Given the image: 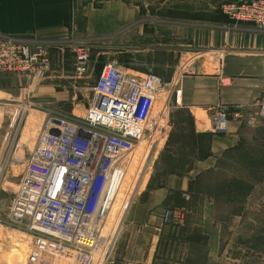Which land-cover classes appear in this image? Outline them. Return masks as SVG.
I'll use <instances>...</instances> for the list:
<instances>
[{
    "label": "rangeland",
    "instance_id": "rangeland-1",
    "mask_svg": "<svg viewBox=\"0 0 264 264\" xmlns=\"http://www.w3.org/2000/svg\"><path fill=\"white\" fill-rule=\"evenodd\" d=\"M227 1L222 0V3ZM185 7L178 0L174 5L166 0H142L141 18L137 22L142 32L136 44L145 49L151 43L161 47L166 36L177 33L178 37L182 29L192 34L204 30V22L200 25L184 19L188 16ZM76 40L87 44L97 65L104 60L119 61L118 56L123 55V46L117 44V34L97 40L79 37ZM54 52L52 73L44 77L37 78L35 73L29 76L0 73V264H26L32 248L31 234L9 225L7 218L24 173L25 160L47 111L54 109L83 116L92 96L87 87L94 84L96 73L90 78L80 77L75 72V58L70 49H65L61 59H58L61 54ZM202 54H194L182 62L185 64ZM142 55L144 58L148 54ZM213 56L217 55L208 54L207 62ZM176 110L171 111V122ZM242 125L238 145L224 154L215 169L191 182L184 198L187 211L169 208L174 217L171 223L165 224L171 228L162 231L158 239L153 238V233L136 238L126 229L134 202L165 143L154 136L141 141L138 147L145 143V150L134 165L133 184L143 170L144 180L137 193L126 197L130 201L123 204L125 214L118 229L114 228L116 222L109 224L105 234L107 242L92 251L88 264H264V118L258 116L255 124ZM156 138L161 141L157 150L152 148ZM150 145L151 152L148 151ZM138 147L127 158L124 176L130 172ZM125 180L112 196L110 208L118 193L122 194ZM129 182L132 183V179L129 178ZM127 255L132 256L130 261L124 260ZM60 264L70 263L63 259Z\"/></svg>",
    "mask_w": 264,
    "mask_h": 264
},
{
    "label": "built area",
    "instance_id": "built-area-1",
    "mask_svg": "<svg viewBox=\"0 0 264 264\" xmlns=\"http://www.w3.org/2000/svg\"><path fill=\"white\" fill-rule=\"evenodd\" d=\"M220 9L236 23L264 30V0H229ZM66 48L74 54L80 77L97 76L87 87L92 96L85 114L49 109L25 160L7 223L32 236L26 264H60L63 259L88 264L127 158L147 136L166 141L172 129L175 83L153 70L131 72L117 60L104 61L96 72L89 47L74 38L40 43L0 33V73L44 77L52 73L54 50L61 59ZM254 107L209 105L211 131L228 132L232 120L255 124L258 116L264 118V97ZM163 217L171 223L173 211L167 209Z\"/></svg>",
    "mask_w": 264,
    "mask_h": 264
},
{
    "label": "crops",
    "instance_id": "crops-1",
    "mask_svg": "<svg viewBox=\"0 0 264 264\" xmlns=\"http://www.w3.org/2000/svg\"><path fill=\"white\" fill-rule=\"evenodd\" d=\"M141 1L0 0V33L3 37L40 43H62L77 37L97 40L117 34V44L123 46V51L120 48L123 55H119L118 60L125 69L134 73L153 70L165 82L175 83L174 109L177 110L172 117L171 133L134 202L126 226L136 238L153 233V238L158 239L162 231L171 228L164 222L165 211L169 208L187 211L184 198L191 182L215 169L224 154L238 145L243 132V125L232 120L228 132L213 133L207 107L221 103L255 109V102L264 97V30L224 16L220 9L222 0H178L186 6L188 16L184 19L200 25L204 22V30L192 34L182 29L178 37L177 33L166 36L161 47L151 43L145 49L136 44L142 32L137 25L141 18ZM166 1L175 3V0ZM141 53L148 55L143 58ZM198 53L203 54L183 64L184 59ZM208 54L217 56L210 57L207 62ZM104 61L96 65V72ZM177 116L181 118L178 120ZM160 144V140H155L152 148L157 150ZM138 149L130 172L126 174L123 192L118 193L96 239L95 251L107 242L105 234L109 224L116 222L114 228L118 229L125 214L123 204L137 193L144 180L143 170L133 184L134 165L145 150V143ZM111 242L109 240V244ZM131 257L127 255L124 260L130 261Z\"/></svg>",
    "mask_w": 264,
    "mask_h": 264
},
{
    "label": "bare ground",
    "instance_id": "bare-ground-1",
    "mask_svg": "<svg viewBox=\"0 0 264 264\" xmlns=\"http://www.w3.org/2000/svg\"><path fill=\"white\" fill-rule=\"evenodd\" d=\"M33 114H34V115L36 114L35 111H33ZM29 115L32 116V113H30ZM36 117H37V115H36ZM42 119H43V115H42ZM126 174H127V173H126ZM125 178H126V175L124 176L123 180L121 181L119 187H121V184H122V182L125 180ZM86 194H87V193H86ZM106 217H107V216H106ZM105 221H106V218H105V220H104V222H103V226H104ZM103 228H104V227H103ZM101 230H102V229H101ZM97 237H98V236H97ZM93 245H94V244H93Z\"/></svg>",
    "mask_w": 264,
    "mask_h": 264
},
{
    "label": "trees",
    "instance_id": "trees-1",
    "mask_svg": "<svg viewBox=\"0 0 264 264\" xmlns=\"http://www.w3.org/2000/svg\"><path fill=\"white\" fill-rule=\"evenodd\" d=\"M221 13L224 15V16H226L222 11H221ZM227 17V16H226Z\"/></svg>",
    "mask_w": 264,
    "mask_h": 264
}]
</instances>
